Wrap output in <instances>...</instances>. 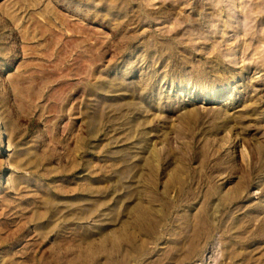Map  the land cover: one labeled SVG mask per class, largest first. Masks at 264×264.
I'll list each match as a JSON object with an SVG mask.
<instances>
[{
    "label": "rangeland",
    "instance_id": "1",
    "mask_svg": "<svg viewBox=\"0 0 264 264\" xmlns=\"http://www.w3.org/2000/svg\"><path fill=\"white\" fill-rule=\"evenodd\" d=\"M0 264H264V0H0Z\"/></svg>",
    "mask_w": 264,
    "mask_h": 264
}]
</instances>
